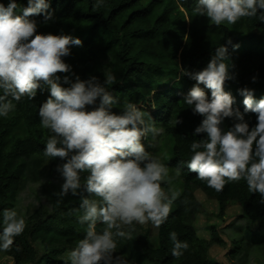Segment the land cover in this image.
Wrapping results in <instances>:
<instances>
[{"label":"trees","instance_id":"1","mask_svg":"<svg viewBox=\"0 0 264 264\" xmlns=\"http://www.w3.org/2000/svg\"><path fill=\"white\" fill-rule=\"evenodd\" d=\"M49 2L50 20L45 21L43 14L28 17L37 24V34L70 35L82 41V46H72L71 54L63 58L72 71L59 74L61 86H70L63 83L64 75L72 82L78 76L81 80L96 77L100 83L107 75L115 76L116 82L106 85L117 100L112 111L119 115L127 104H135L146 114L147 121L153 120L157 127L165 128L163 136L152 139L150 134L142 140L152 145L146 151L155 153L160 152L159 145L164 140L169 141L165 166L171 170V177L180 181V196L173 203L167 221L156 228L154 244H150L151 231L136 225L131 240L118 239L114 257L125 256L129 264H221L208 257L212 246H227L220 234L221 228H211L209 240H201L192 227L193 221L203 212L195 197L197 190L218 204L217 217L222 218L229 206L238 205L241 214L236 219L248 222L246 241L228 239L225 257L229 264H235L233 261L245 245L249 246L247 252L254 250L252 246L264 250V202L260 195L250 193L243 179L227 184L217 193L187 169L186 162L193 155L191 143L206 139L207 134L194 135L203 117L194 115L190 106L183 102L196 84L186 73L206 68L219 46L228 48L226 63L229 73L235 77L225 86V91L234 97L233 108L244 114L243 96L238 89L252 90L257 101L264 98V24L258 18H243L239 29L228 24L216 27L194 12L197 0H103L101 7H94L96 0ZM16 3L19 5L17 14H22L27 0H16ZM0 4L7 7L9 0H0ZM236 45L239 47L234 50ZM199 86L210 100V90ZM49 97L50 92L44 87L33 100L24 97L19 103L13 101L14 111L7 118L0 117V231L3 210L16 197L19 187L16 161L27 165L37 158H45L52 167L66 162L44 155L51 133L41 128L38 113ZM87 110L91 111L92 107ZM244 115L249 127H254L256 115ZM176 119L182 122L175 126L170 121ZM236 122L225 119L221 127L227 131ZM180 162L183 163L178 175L176 169ZM80 175L82 187L76 195L69 192L59 197L56 194L61 192L60 188L51 201L36 206L26 216L24 232L15 238L9 251H0V261L65 264L66 253L86 234L87 225L79 223L83 214L79 206L82 197H90L83 187L87 173ZM165 184L169 185L170 179ZM165 191L171 196L168 186ZM185 200L187 203H183ZM102 227L98 224L97 231ZM171 232L189 244L178 259L171 254Z\"/></svg>","mask_w":264,"mask_h":264},{"label":"clouds","instance_id":"2","mask_svg":"<svg viewBox=\"0 0 264 264\" xmlns=\"http://www.w3.org/2000/svg\"><path fill=\"white\" fill-rule=\"evenodd\" d=\"M102 5L103 0H96L94 7ZM18 7L16 0H9L7 7L0 4V117L14 111L13 101L33 100L38 90L47 88L50 97L38 113L41 128L51 133L44 155L66 161L56 169L63 179L56 195H76L82 187L80 174L87 173L83 187L90 197H82L79 206L83 213L79 223L87 225L86 234L66 253L65 264H129L125 256L113 255L118 239L131 240L136 225L161 227L180 196L179 191L169 196L162 187L169 169L141 143L150 134L152 139L163 136L165 128L147 121L135 104H127L119 115L112 111L117 100L106 85L116 82L113 75H107L103 83L96 77L81 80L78 76L72 82L64 75L63 83L70 86L62 87L59 74L72 71L63 58L82 41L70 35L37 34V24L28 17L43 14L45 21L50 20L49 0H27L22 14H17ZM194 12L216 27L235 25L243 18H258L264 24V0H197ZM226 61L228 48L219 46L206 68L186 73L196 84L183 102L194 115L203 117L194 135L207 134L206 139L191 143L193 155L186 167L217 193L243 179L248 191L259 194L264 202V98L257 101L252 90L238 89L244 114L257 118L250 128L245 115L233 108L234 97L225 91L226 82L235 79ZM199 85L210 90V100ZM225 119L237 122L225 131L221 127ZM170 122L176 126L182 121ZM182 163L176 169L178 175ZM2 217L0 251H9L26 221L15 208L4 209ZM98 224L103 226L100 232ZM169 236L171 254L178 259L189 244L175 232Z\"/></svg>","mask_w":264,"mask_h":264},{"label":"rangeland","instance_id":"3","mask_svg":"<svg viewBox=\"0 0 264 264\" xmlns=\"http://www.w3.org/2000/svg\"><path fill=\"white\" fill-rule=\"evenodd\" d=\"M239 29L240 21L234 25ZM141 143L144 145L145 150L150 148V142L142 140ZM160 152L155 153L154 151L148 150L153 156L157 157L161 163L165 165L166 157L169 153V141L164 140L159 145ZM158 150V151H159ZM21 163V164H20ZM18 166L15 173L19 177V187L16 192V197L10 201L9 209L15 208L18 215L23 216L25 219L36 206L51 201V197L61 188L63 179L60 174L56 171L57 166L52 167L48 159L37 158L36 160L28 162L27 165L23 164L20 160L16 161ZM175 177H171V170H169L170 184H163L164 189L169 187V192L178 191L180 189V181L174 180ZM167 192V191H166ZM195 197L201 204L203 212L200 213L197 218L193 221L192 227L195 231L197 238L201 240H209L210 229L219 226L220 234L222 239L226 242L227 246L222 248L221 246H212L208 251V257L210 260L217 261L221 264H229L226 259V252L229 248V238L232 239H243L247 240L248 222L246 220L236 219L241 214V209L238 205L229 206L222 218L217 217L219 213L218 204L214 200L207 199L205 195L197 190L195 191ZM3 224V221H2ZM140 226V225H138ZM147 228L151 231L152 237L150 244H154L156 240V228L151 223L140 226ZM241 248V253L233 261L235 264H264V250L261 248H255L254 250L246 251L248 245ZM253 255V256H251ZM0 264H13L8 259H2Z\"/></svg>","mask_w":264,"mask_h":264}]
</instances>
